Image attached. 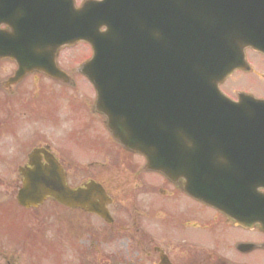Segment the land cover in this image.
I'll return each instance as SVG.
<instances>
[{
	"label": "flooded vegetation",
	"instance_id": "af4514ba",
	"mask_svg": "<svg viewBox=\"0 0 264 264\" xmlns=\"http://www.w3.org/2000/svg\"><path fill=\"white\" fill-rule=\"evenodd\" d=\"M12 34L0 8V215L3 194L6 203L12 205L14 192L22 182L18 170L30 168V155L35 150H45L66 169H95L99 151L96 131L86 140L84 135L71 136L66 148L52 139L51 129L47 128L50 119L36 116V74H24L17 82L11 81L18 70L16 61L9 57V42L16 38ZM90 121L98 124L99 119L93 116ZM37 124L43 128L37 129ZM119 151L125 157L124 163L111 174L110 181L102 183L111 200L107 207L111 223L75 211L95 222L78 226L76 231L77 242L87 247L95 262L264 264V251L260 249L264 236L258 222L250 230L235 227L222 214L189 197L181 182L171 183L156 173L144 171L139 158L131 163L128 154ZM39 156L44 164V156ZM74 177L69 175L68 181L73 182ZM81 179L85 181L72 184L83 187L89 181H98L87 176ZM241 245L251 247L239 250ZM2 248L0 242V259H16L18 264L19 256L4 253Z\"/></svg>",
	"mask_w": 264,
	"mask_h": 264
},
{
	"label": "water",
	"instance_id": "95a60500",
	"mask_svg": "<svg viewBox=\"0 0 264 264\" xmlns=\"http://www.w3.org/2000/svg\"><path fill=\"white\" fill-rule=\"evenodd\" d=\"M201 2L213 1H243L257 2L264 0H199ZM194 9H198L194 7ZM200 25V24H199ZM181 25L172 35L164 34L163 50L159 57L151 54L147 58L138 53V49L126 48L118 54L113 53L111 69L103 67L99 74L107 77L105 80L121 82L124 85L121 96L117 99L109 93L110 87L104 80L92 79L99 98H103L102 89H106L108 97L117 99L120 105H132L129 112L104 110L109 118L110 129L114 137L126 148L141 153L147 159V165L153 170L162 172L168 178H186L187 168H191L190 176L195 179L197 189L193 193L199 199L223 209L217 198L211 197L208 190L202 185H213L222 188L228 185L229 191H240L246 194L247 186L264 178V104L253 103V115L242 117L238 114V107L224 100L217 92L216 85L225 79L234 69L240 68L243 60L242 50L249 41L239 42L233 38L223 41L224 46L231 50L226 55L202 53L206 47L202 40L201 25H191L195 31L197 42L194 53L181 52L176 46ZM195 27V28H194ZM253 40V39H251ZM97 48H100L96 46ZM259 49V48H256ZM101 50V48H100ZM98 50L97 58L100 65L103 63L105 53ZM191 60L201 65V71L210 77L211 84L205 90L200 105L208 104L212 110L208 115L203 111L196 112L195 96L197 85L194 82ZM137 85L151 89V93L144 98L132 93L138 89ZM205 88V89H204ZM209 89L211 91H209ZM258 106V107H257ZM142 114V116H141ZM229 120V125H224L220 120ZM147 127V129H142ZM200 135L196 140L193 131ZM150 135L157 134L160 142L156 146L153 140H146L143 132ZM147 138V137H146ZM145 141V143H144ZM208 147L224 148L225 157L221 158L210 153ZM173 159H175L173 161ZM181 161L182 167L175 161ZM233 183L241 185L236 190ZM242 187V188H241ZM103 193L97 186L91 185L86 191H70L65 187L64 176L60 169L53 165L49 168L36 166L20 190L17 200L24 208L37 207L46 197H51L60 204L70 207H82V202L88 197ZM102 196V195H101ZM243 200L244 198L241 197ZM89 211L102 214L95 207L90 206Z\"/></svg>",
	"mask_w": 264,
	"mask_h": 264
},
{
	"label": "rangeland",
	"instance_id": "374dc122",
	"mask_svg": "<svg viewBox=\"0 0 264 264\" xmlns=\"http://www.w3.org/2000/svg\"><path fill=\"white\" fill-rule=\"evenodd\" d=\"M67 51V50H66ZM87 56V52L83 51L81 49H70L69 51L65 52V55H62V59L61 62L65 63L66 65L68 63L71 62V60H76L75 64L80 62V58L86 57ZM250 57V56H249ZM68 62V63H66ZM255 72H258L259 74H262L264 77V67L262 64H259L255 67ZM237 76V77H236ZM238 76L239 75H235L232 80L228 81L225 83V85L223 86V89L228 92L229 94H233L234 92H236L237 90H240V88H243L244 86L247 85H251L252 87H258L259 84L253 80H240L238 81ZM261 85L263 87L262 88H258V90L263 91L262 94H264V79L260 81ZM240 84V86H238ZM86 85V84H85ZM51 88L53 89L56 93H55V98H60L62 96H64V94H66L61 88H57V87H53V86H43L42 88ZM249 89V88H246ZM86 92H89L88 89H85ZM38 93V92H37ZM232 95V96H233ZM84 100L85 98H80L79 100ZM79 100L77 101V106H71L70 102L67 103V106L70 107L71 111L73 113H71V116H69V114L67 115L69 118H73L76 120V125H77V129H85L86 127L89 126V123H91V121L88 120V115L86 112V109L84 107V109L82 110L80 105H79ZM47 108L50 107L51 113L54 114L55 111H59L61 110L62 106H65L61 101H55L52 100L51 103H46L44 104ZM59 109V110H58ZM65 112L68 113V110L65 107ZM60 114H63V112H61ZM62 127L60 128V130H62L63 128L69 130L72 127V124H70L69 122H62ZM88 132V131H87ZM75 133V132H74ZM90 133V132H89ZM61 133L60 132H54V128H52V139H55L56 137H58ZM115 151V150H114ZM114 155L118 158V159H122V155L119 152H114ZM114 160H116L114 157L110 156L109 158V164L112 165V163L114 162ZM101 163H104V160L100 159ZM132 163L136 162V159H131ZM108 164V165H109ZM84 172V170H83ZM85 174V173H84ZM75 176V175H74ZM101 178V181H106L108 178V174L102 175L100 174L99 176ZM81 177H74V181L73 182H77L80 181ZM32 214V213H31ZM35 219H33L31 222H29V220L26 218L25 222L22 220V222H24V227L25 229L28 228H32V232L33 230L37 233H35V236L38 234L39 236H42L41 238H36L35 242H34V247L36 250H39V248L43 245H47L49 248H51V252L48 254L47 259H44L43 262L41 261L40 263L37 264H60V260H59V253L62 247L67 246V242H63V240L61 239L62 236V232L61 230H64V223L63 220L64 219V212L59 210V209H55L52 210V207H50L49 205H46L44 208L40 209L39 211L35 212L34 214ZM50 215V216H49ZM53 215V216H52ZM50 218V221L47 222V218ZM49 220V219H48ZM21 223V222H20ZM72 224H74V221L71 222ZM51 224V226H50ZM50 227V228H49ZM4 228V225H3ZM27 233V231H25ZM22 236L19 234L16 238L14 237V235H8V236H4L2 237V243H3V250L5 252H8V254H10V251L12 250V247L16 248L19 252H22V250L19 247L20 243V238ZM46 237V238H45ZM119 249L121 251L124 250V247L121 246L119 247ZM19 252H15L16 257L19 255ZM68 254V253H67ZM9 264H16V262H14L13 260H6ZM32 264V263H31ZM36 264V263H35ZM68 264H77L76 262H72Z\"/></svg>",
	"mask_w": 264,
	"mask_h": 264
},
{
	"label": "bare ground",
	"instance_id": "6f19581e",
	"mask_svg": "<svg viewBox=\"0 0 264 264\" xmlns=\"http://www.w3.org/2000/svg\"><path fill=\"white\" fill-rule=\"evenodd\" d=\"M2 15H3V13H2ZM58 26H59V22L57 21L55 23L54 27H58ZM220 120L224 122V125H229L230 124V121L229 120H226L225 121L222 117L220 118Z\"/></svg>",
	"mask_w": 264,
	"mask_h": 264
}]
</instances>
